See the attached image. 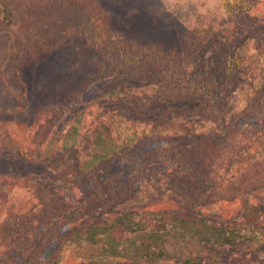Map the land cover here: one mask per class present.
<instances>
[{"label": "rangeland", "instance_id": "1", "mask_svg": "<svg viewBox=\"0 0 264 264\" xmlns=\"http://www.w3.org/2000/svg\"><path fill=\"white\" fill-rule=\"evenodd\" d=\"M95 1L117 39L179 59L181 89L105 75L80 36L34 53L0 0V264H264V0ZM209 81L211 117L184 94ZM217 134L213 171L185 175L180 150ZM127 179L126 201L84 213L97 181L121 198Z\"/></svg>", "mask_w": 264, "mask_h": 264}, {"label": "trees", "instance_id": "2", "mask_svg": "<svg viewBox=\"0 0 264 264\" xmlns=\"http://www.w3.org/2000/svg\"><path fill=\"white\" fill-rule=\"evenodd\" d=\"M3 2L7 7V17L11 19L9 25H12V23L18 25L16 29L23 33V38L26 39L28 47L34 53H44L58 47H64L74 36H80L107 60V65L104 68L105 72L103 71L105 75L120 74L137 80L157 82L168 79L174 89H181L178 83L182 81L181 76L183 75H181L179 59L170 54L160 53L150 46H134L127 41L117 39L108 26L105 12L95 0H3ZM249 2L250 0H237L232 4L241 10L244 8L242 12L247 10L246 13H248L251 8ZM193 43L191 42V45ZM183 74L186 75L187 73L184 71ZM229 77L230 82L227 81L224 85L233 89L235 87L234 73L231 72ZM188 87H190L187 90L188 92L186 91L184 94L196 91L208 102L211 100L209 108L203 110L205 115L211 117L216 111L219 112L216 106L211 105H215L217 102L219 104L220 85L209 81L201 86L199 82H194L193 86H187L185 89ZM221 133L224 136V143L235 131L230 132L224 128ZM218 136L219 134L213 135V137L208 138L207 142L204 141L206 139L204 136L198 142H195L190 150H180L183 153L178 159L180 160L179 163L183 161L184 165H188L186 168L183 165L185 175H190V178L194 176L198 180L203 177L204 180L207 173L213 171L205 165L206 159L210 158L212 153L215 151L221 153V149H223L221 144L217 143L216 145L212 142ZM231 138L235 139L236 136L232 134ZM6 143L10 146V142L8 143L6 140ZM164 149L166 150V148ZM168 150L171 152L170 149ZM17 152L21 156H27L22 150H17ZM193 153L199 158V164L192 166L189 165L188 159L190 158L191 161V154ZM223 153L224 151L221 154ZM254 178L255 175L249 180ZM119 187V191H123L121 198H118V194L114 190L116 187H113L110 181H97L95 189L86 191L87 202L83 203L82 206L84 213L100 217L102 214L111 211L114 205L126 201L134 191L133 182L130 179L122 182ZM187 188L194 202L199 198L208 199L212 194L211 192L209 196H203L201 194L203 190L198 191L193 185H188ZM56 224L59 228L62 227L61 222ZM186 264L198 263L186 262Z\"/></svg>", "mask_w": 264, "mask_h": 264}]
</instances>
